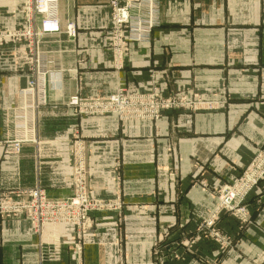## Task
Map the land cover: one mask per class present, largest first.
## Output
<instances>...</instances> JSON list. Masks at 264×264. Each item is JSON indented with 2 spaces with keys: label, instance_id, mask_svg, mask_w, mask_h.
<instances>
[{
  "label": "crops",
  "instance_id": "crops-1",
  "mask_svg": "<svg viewBox=\"0 0 264 264\" xmlns=\"http://www.w3.org/2000/svg\"><path fill=\"white\" fill-rule=\"evenodd\" d=\"M24 9L25 0H0V32L25 30ZM57 16L53 32L0 40V138L5 112L35 79L34 52L48 70L36 142L19 154L0 148V194L20 199L40 188L52 200L71 197L78 147L89 196L121 204L120 213H93L80 239L60 224L57 264H264V180L244 199L247 224L221 213L204 227L217 191L264 155V0H159L149 42L122 52L108 33L106 0H59ZM40 26L35 16L33 30ZM119 90L196 105L125 120L80 114L70 103ZM39 239L29 219L0 217V264H39Z\"/></svg>",
  "mask_w": 264,
  "mask_h": 264
},
{
  "label": "built area",
  "instance_id": "built-area-1",
  "mask_svg": "<svg viewBox=\"0 0 264 264\" xmlns=\"http://www.w3.org/2000/svg\"><path fill=\"white\" fill-rule=\"evenodd\" d=\"M59 0H25V30L1 31L0 40H31L56 30L58 24L57 4ZM110 9L111 28L108 33L121 52L126 43L149 42L151 32L158 26L159 0H106ZM41 16L38 32L33 30L34 17ZM66 35L70 39L76 36L75 26H66ZM32 53V52H29ZM33 54V53H32ZM35 79L19 92L18 105L4 114L5 132L0 138V148L8 155L19 154L25 143H35V116L39 106L46 104L45 77L48 70L40 56L34 52ZM155 90V89H154ZM153 91V90H152ZM150 91L128 92L119 90L110 97L74 98L71 104L77 112L84 115L115 114L123 119L156 120L170 109L194 110L195 102L184 98L163 96ZM72 189L73 195L67 199L52 200L44 190L34 188L20 193L22 198L13 199L0 194V217L20 218L31 221L33 231L39 236L38 261L57 264L61 260V246L57 228L62 223L71 224L77 239L92 226L91 215L99 212H119L121 204L116 200H97L89 196L86 187L87 173L83 154L76 148L73 158ZM264 180V155H257L243 174L232 184L223 185L218 191V206L206 228H212L218 215L229 214L240 226L248 223V212L243 204L245 197ZM204 186H206L203 183ZM210 236L224 246L229 240L219 238L216 231Z\"/></svg>",
  "mask_w": 264,
  "mask_h": 264
},
{
  "label": "rangeland",
  "instance_id": "rangeland-1",
  "mask_svg": "<svg viewBox=\"0 0 264 264\" xmlns=\"http://www.w3.org/2000/svg\"><path fill=\"white\" fill-rule=\"evenodd\" d=\"M154 29H155V28H154ZM151 33H152V32H151ZM126 44H127V43H126ZM126 44H125V45H126ZM218 203H219V201H218Z\"/></svg>",
  "mask_w": 264,
  "mask_h": 264
}]
</instances>
